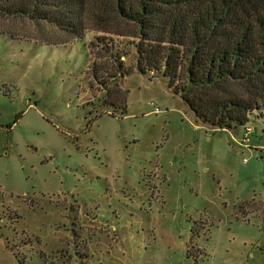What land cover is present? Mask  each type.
Segmentation results:
<instances>
[{
	"label": "rangeland",
	"instance_id": "obj_1",
	"mask_svg": "<svg viewBox=\"0 0 264 264\" xmlns=\"http://www.w3.org/2000/svg\"><path fill=\"white\" fill-rule=\"evenodd\" d=\"M49 38L0 18V264H264V113L211 128L133 39Z\"/></svg>",
	"mask_w": 264,
	"mask_h": 264
},
{
	"label": "trees",
	"instance_id": "obj_2",
	"mask_svg": "<svg viewBox=\"0 0 264 264\" xmlns=\"http://www.w3.org/2000/svg\"><path fill=\"white\" fill-rule=\"evenodd\" d=\"M0 18L63 37L38 39L49 44L80 42L88 31L133 39L137 72L165 77L211 128L244 129L264 113V0H0ZM99 65L91 72L105 89Z\"/></svg>",
	"mask_w": 264,
	"mask_h": 264
},
{
	"label": "built area",
	"instance_id": "obj_3",
	"mask_svg": "<svg viewBox=\"0 0 264 264\" xmlns=\"http://www.w3.org/2000/svg\"><path fill=\"white\" fill-rule=\"evenodd\" d=\"M251 131V129L250 128H248L247 126L244 128V133H249ZM246 136V135H245ZM243 141L245 142V141H247V138H244L243 137Z\"/></svg>",
	"mask_w": 264,
	"mask_h": 264
}]
</instances>
